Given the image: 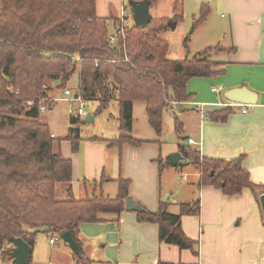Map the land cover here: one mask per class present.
Segmentation results:
<instances>
[{
	"label": "trees",
	"instance_id": "obj_1",
	"mask_svg": "<svg viewBox=\"0 0 264 264\" xmlns=\"http://www.w3.org/2000/svg\"><path fill=\"white\" fill-rule=\"evenodd\" d=\"M151 6L158 0H151ZM131 4L127 1L126 9ZM133 11V10H132ZM171 17H154L138 26L129 22L120 29L117 17L97 15L96 0H0V259L13 264L11 237H22L32 247L40 233L70 231L82 254L74 253L79 264H94L83 250L82 223L105 220L104 213L120 215L126 210L130 179L118 180L116 197L94 194L76 198L73 191V162L64 156L62 141L73 150L83 139L81 116H71L65 137L53 136L48 123L41 120V106L53 104L57 93L67 89L76 72L79 92L86 101H98L95 116L107 109L113 99L119 104V136L107 139L109 147L125 144L140 147L150 141L133 132V104H147L149 122L158 137L164 129V113L171 101L192 98L187 84L194 77L214 76L219 63L209 59V47L192 58L171 60L169 42L161 33L173 30L184 18L183 0H176ZM203 10L190 35L206 19ZM112 25V28H111ZM113 29V30H112ZM116 34L114 42L111 35ZM189 39V38H187ZM32 102V104H29ZM231 107L208 113L213 121L225 122ZM175 132L182 136L184 125L175 117ZM180 152L200 172V185H214L227 196L250 189L257 197L264 185L255 184L244 167V155L234 159L204 157L200 149L180 146ZM173 166L158 160L159 172ZM177 166V165H176ZM66 184V199L57 196L58 185ZM141 205V204H140ZM139 222L159 226L161 241L191 249L198 254V241L189 238L181 224L183 215L198 216L200 200L184 204L180 213L160 202L156 210L141 205Z\"/></svg>",
	"mask_w": 264,
	"mask_h": 264
},
{
	"label": "crops",
	"instance_id": "obj_2",
	"mask_svg": "<svg viewBox=\"0 0 264 264\" xmlns=\"http://www.w3.org/2000/svg\"><path fill=\"white\" fill-rule=\"evenodd\" d=\"M175 2L169 3L170 14ZM183 6L185 16L197 18L203 10L208 12L197 31L207 27L202 37L203 51L220 48L208 56L219 63L216 70L221 71L190 79V103L167 108L174 113V123L175 117L183 123L184 134L176 133L173 144H164L162 135L158 137L149 122L147 104L136 101L132 134L159 143L118 148L109 147L106 141L88 139H112L120 134V130L103 128L100 134L82 136L76 152L69 140L62 141L61 146L64 156L73 162L76 198L94 194L116 197L118 180L124 178L131 180L129 198L151 210L167 202L171 212L180 213L182 205L200 200V214H186L181 220L186 235L198 241V254L161 241L158 224L139 222L136 212L126 209L120 215L104 213L103 221L81 224L82 247L94 264H264L263 193L257 197L245 189L242 194L227 196L214 185H200V172L185 158L186 164H173L162 172L158 168L159 159L171 161L181 145L191 146L200 149L204 157L230 160L244 155L243 165L251 180L264 185V0H183ZM122 7L123 0H96L97 15L102 18H118ZM166 16L171 15L154 17ZM218 18L220 22H216ZM240 87L257 95L255 104L230 105L233 102L225 98V92ZM56 102L47 108L56 106ZM243 105H248L246 113L241 110ZM227 107L232 112L225 122L208 117V113ZM43 121L50 126L49 121ZM70 127V123L66 125L62 135L53 129L51 132L55 137H65ZM190 139L195 143L191 144ZM36 246L35 242L33 252ZM74 253L66 243L44 255L40 250L36 256L32 253L31 264H79Z\"/></svg>",
	"mask_w": 264,
	"mask_h": 264
},
{
	"label": "rangeland",
	"instance_id": "obj_3",
	"mask_svg": "<svg viewBox=\"0 0 264 264\" xmlns=\"http://www.w3.org/2000/svg\"><path fill=\"white\" fill-rule=\"evenodd\" d=\"M129 1V0H126ZM171 0H160L157 4H153L151 7V14L153 16H160V15H171L170 14V3ZM127 12L131 15L133 11L131 8L127 9ZM168 17V16H166ZM119 18V17H118ZM198 18V17H197ZM194 19L192 15L185 16L182 21H180L177 25V27L173 30H167L162 32L160 35L162 38L166 39L169 42V51L167 53V57L171 60H182L186 58H192L194 55L199 53L203 47H205L202 41V37L206 36V28L202 27L199 31L197 29L190 35V32L192 30V27L194 25ZM131 22H133V18L131 19ZM216 22H220V19H216ZM112 28V25H111ZM113 30V29H112ZM197 31V33H196ZM189 38V39H187ZM203 51V50H202ZM67 88L71 89L73 92L79 91V74L76 72L74 76L69 81ZM60 98L56 102V106L54 107H48L45 111L42 112L43 120H47L50 123V129L55 130L59 135L64 134V130L66 128V125H71V122L69 121V117L73 116L69 112L70 107L77 108L78 102H70L64 93H57ZM84 106L86 115L88 113L95 114L96 110L98 108V101L91 100L86 101L84 100ZM85 116H81V118L84 120ZM97 118L91 123H83L80 125L81 129V135L82 136H91L93 134H100L101 129L106 128L108 131H116L119 130V104L118 101L113 99L108 106L107 109L103 110L101 113L96 115ZM174 113L172 110L167 109L164 113V129L161 136V140L164 144L168 145L173 144L176 138V132L174 128V119H173ZM42 120V121H43ZM119 133V132H117ZM187 141V140H185ZM66 184L62 183L58 185V191L57 196L59 199H66ZM49 236L45 233H41L36 238V251L32 252L34 256L37 255L39 250L44 255L48 250L63 247L66 245V243L63 240H60L55 245H51L49 241ZM53 247V248H52ZM71 248V247H70ZM72 250V249H71ZM1 261V259H0ZM0 264H5L1 261Z\"/></svg>",
	"mask_w": 264,
	"mask_h": 264
},
{
	"label": "water",
	"instance_id": "obj_4",
	"mask_svg": "<svg viewBox=\"0 0 264 264\" xmlns=\"http://www.w3.org/2000/svg\"><path fill=\"white\" fill-rule=\"evenodd\" d=\"M151 2V0H129L133 10L132 18L136 25H146L152 20V14L150 12ZM225 98L238 104H255L257 101V95L247 87L230 89L225 92ZM94 119V115L88 113L84 119V123H91ZM171 162L182 165L187 163L180 152L171 155ZM260 201L264 212V193L260 196ZM126 209L135 212L144 210L140 204L135 203L130 198L126 200ZM60 237L76 254H82L79 243L70 231L63 232ZM9 242L13 245L11 250L13 264H31L33 247L22 237H11Z\"/></svg>",
	"mask_w": 264,
	"mask_h": 264
},
{
	"label": "built area",
	"instance_id": "obj_5",
	"mask_svg": "<svg viewBox=\"0 0 264 264\" xmlns=\"http://www.w3.org/2000/svg\"><path fill=\"white\" fill-rule=\"evenodd\" d=\"M126 4H127V1L126 0H123V7L121 9V14L119 16V19H120V29L122 27H124V25H126L127 23H129L131 21V15L127 12V9H126ZM116 39V34H112L111 35V41L114 42ZM64 95L66 96V98L70 101V102H78V106L77 108L75 107H70L69 108V112L75 116H85L86 115V111H85V106H84V99L81 97L80 93L79 92H73L71 89L67 88L63 91ZM77 94V96H76ZM60 98H56L55 101L59 100ZM171 104H173V106L177 107V106H180V105H183V104H188L190 102H187V101H171L170 102ZM29 104H32V102H29ZM202 106L201 104L197 103V106ZM230 105H239V104H236V103H232ZM48 105H43L41 106V111H44L46 110ZM242 112L243 113H246L248 111V105H243L242 107ZM189 142L192 144V143H195V141L193 139H190ZM61 239L60 235L59 234H51V236H49V241L51 243V245H55L56 243H58ZM13 245L9 242L8 244V248H12Z\"/></svg>",
	"mask_w": 264,
	"mask_h": 264
}]
</instances>
